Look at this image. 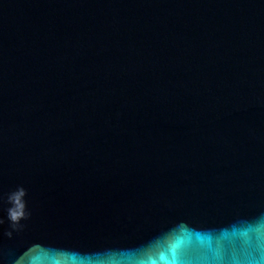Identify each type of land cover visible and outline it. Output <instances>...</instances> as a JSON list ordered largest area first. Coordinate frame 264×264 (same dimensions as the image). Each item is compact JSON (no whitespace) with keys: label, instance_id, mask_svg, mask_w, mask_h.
<instances>
[{"label":"water","instance_id":"1","mask_svg":"<svg viewBox=\"0 0 264 264\" xmlns=\"http://www.w3.org/2000/svg\"><path fill=\"white\" fill-rule=\"evenodd\" d=\"M0 264H264V0H0Z\"/></svg>","mask_w":264,"mask_h":264},{"label":"clouds","instance_id":"2","mask_svg":"<svg viewBox=\"0 0 264 264\" xmlns=\"http://www.w3.org/2000/svg\"><path fill=\"white\" fill-rule=\"evenodd\" d=\"M11 215H12V218H13V219H15V218H16V216L18 215V213H17V212H15V211H13Z\"/></svg>","mask_w":264,"mask_h":264}]
</instances>
